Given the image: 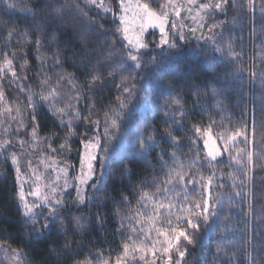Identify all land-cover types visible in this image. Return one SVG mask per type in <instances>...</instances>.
<instances>
[{
	"label": "trees",
	"instance_id": "16d2710c",
	"mask_svg": "<svg viewBox=\"0 0 264 264\" xmlns=\"http://www.w3.org/2000/svg\"><path fill=\"white\" fill-rule=\"evenodd\" d=\"M108 1L113 7V12L117 13L118 2ZM141 1L150 3L153 8L166 2V0ZM73 2L74 0H0V63L3 62L2 53H8L9 58H13L12 53L16 52L18 55L13 58V66L19 76L28 77L23 82L12 83L11 74L8 73L0 79V90L5 95V99L0 101V140H12L14 148L9 151H16L20 157L21 171L28 172V161L32 163L55 160L70 164L71 178H73L80 162L84 145L82 141L91 139L97 134L103 139L104 114L117 107L118 90L113 84H109L99 92L87 90L85 87L87 81L82 75L85 68L83 65H77V61L81 59L77 55L75 61L69 59L55 70V73H62L65 78L72 73L77 77L72 83H67L65 79L55 85L62 88L64 93V97L56 102V106L64 107L67 104L66 97H73L71 110L73 112L78 110L81 117L90 116L92 120L99 119V126L93 130V125L87 121L76 119L72 121L69 132L63 125L58 126V119L49 113V106L45 104L42 107L37 106L40 142L21 149L18 140L22 138L31 142L30 133L25 131L23 137L13 135L21 117L25 125L29 123V110L25 107L27 95L38 92L40 80L43 79V75L37 78L36 74L47 75L50 82L57 79V75L49 71L50 58L54 50H50L47 41H43V30L46 29V22L51 20L57 6L72 5ZM262 5L264 0H253L251 5L249 0H229L221 11L213 12L209 16L206 36L203 39L197 40L195 35L189 32L190 24L186 23L181 31L187 40L181 41L182 47L172 50L171 55L164 51L167 45L163 46V49L149 48L142 51L146 53L142 59L148 63L139 70L140 75L136 83L142 89L151 86L152 99L144 101L142 98L146 93L141 91L140 97L132 100L129 106H135L133 123L131 126L124 124L118 133L123 136V152L114 159L105 161L106 168L103 171L96 162L94 179L100 191L95 192L89 187L88 199L81 206H76L71 195L67 196L63 201V207L59 209L64 217L63 225L68 230L67 239L70 242L74 241L72 245L74 251L71 256L63 251L65 236L60 222L45 230L42 236L36 239L30 237L29 230L33 223L25 222L26 218L18 195L20 186L16 179V166L12 164L10 156L6 159L5 155L0 153V243L12 250H23L24 256L21 259L24 264H57V261L59 264H69V260H84L96 255L100 256V261L108 260L109 264H115L116 257L123 256V246L128 244L131 247L137 236L139 239L136 246H140V240H143L144 245L155 244L156 248H160L163 237L158 240L153 231L151 237L145 240L144 233L148 229L143 217L141 216L140 219L145 226L141 232L139 231L141 224H138L132 216H125V213L135 214L139 208L142 213L153 215L151 202L146 208L137 202L139 194L141 191L155 192L154 182L158 184L164 180L165 173L174 166L172 159L174 153L175 160L183 161L185 169L190 168L197 173V177L204 175L207 178L214 173L210 223L197 234L195 245H186V242L182 241L189 251L181 260V264H249L253 258L255 264H264V137L259 132V121L264 120V7ZM25 7L35 13V18L25 15L22 11ZM85 10L89 12L90 17H97L94 7ZM169 12L173 14L171 9ZM65 18L78 30L86 31L90 49L105 54L103 57L99 55L88 57L93 64L98 59H107V52L113 46L116 52L112 59L127 52L128 46L122 32L116 31L117 27H121L120 22L112 13L102 15L96 20L85 21L73 7L72 14ZM101 19L104 21L103 30L107 35L94 30L100 26ZM172 22L174 21L171 17L169 30ZM178 24L176 23L177 26ZM213 24L216 27L210 31ZM8 31L14 33L11 38L7 35ZM38 35L45 45L40 53L47 58L43 67L34 44ZM209 37L219 43L213 44ZM159 38L158 33L152 32L147 36L146 42L150 45L153 42L159 43ZM63 39L66 41L68 37L65 36ZM229 43L232 45L231 52L227 47ZM64 46L61 44V50ZM214 48H220V51H214ZM73 50L78 52L79 45ZM162 52L163 61L154 69L151 57ZM253 73L255 75H252ZM119 75L117 71V77ZM116 83H120V79H117ZM77 89L78 100L74 98ZM213 90L217 93L215 96ZM177 98L179 103H169L170 100ZM166 104L167 112H165ZM8 107L12 108L10 114L5 111ZM17 107L20 108V113H17ZM177 109L179 111H176ZM253 116L257 122L255 134L252 130ZM173 118L178 122L182 121L183 127H180L179 123L165 124V121H171ZM68 119L65 118V123ZM137 125H139L138 129ZM145 125L151 126L150 132L159 129L161 133L165 128L170 127L179 143L173 145L167 139L161 141L160 135H157L156 139L160 142L154 150L149 151L144 158L136 155L135 151L139 145L130 142L134 139L137 130L143 134ZM195 126L207 131L196 135ZM241 126L247 134V139L245 140L243 136L239 137L231 145L230 152L225 151L219 161L209 163L210 159L204 143L205 134L211 132L217 137L225 131L230 134L231 131L240 130ZM178 128L179 131H176ZM45 138H47L46 143ZM219 141L224 145L223 140ZM65 143L67 148L62 153L59 151L52 153L48 149L49 144L59 149V146ZM162 150L166 153L163 161L167 162L163 167L160 155ZM249 153L252 155L251 161L247 158ZM100 155L102 154L98 153V156ZM238 155L243 156L239 162L233 159ZM189 160L193 163L189 164ZM125 167L127 172L124 171ZM241 167L244 169L243 173L240 171ZM241 176L244 178L243 185L238 179ZM168 187L173 190L167 194L160 193L156 200L164 203L172 202L176 205L171 210L175 222L179 207L187 201L182 199L183 193L179 192L178 187L174 188L173 185ZM187 190L189 200L204 198L199 184L195 186V190L193 185H188ZM237 192L241 195L237 196ZM93 195L96 197L95 201L92 200ZM165 195H167L166 200ZM161 212L162 216L157 223L170 215L166 210L162 209ZM97 213L103 218L102 225L96 220ZM76 217L81 218L83 228L77 227ZM43 222L41 218L36 227L39 228ZM133 227L138 231L132 232ZM57 245L60 246L59 250L53 251ZM133 255L136 259L132 264H144L139 262V255L143 253L130 254L127 259L132 258ZM155 257L160 258L158 260L160 263L166 256L157 252ZM173 259H178L174 251Z\"/></svg>",
	"mask_w": 264,
	"mask_h": 264
},
{
	"label": "snow or ice",
	"instance_id": "6c2138e0",
	"mask_svg": "<svg viewBox=\"0 0 264 264\" xmlns=\"http://www.w3.org/2000/svg\"><path fill=\"white\" fill-rule=\"evenodd\" d=\"M114 2H118L120 11L125 15H120V25L121 27H117V32H122L124 34V39L128 41V50L124 55L116 56L115 59H112V56L115 55L116 49L115 47H111L107 52V59H98L95 64L92 63L88 57L99 55L104 56V53H97L95 49L89 48V40L86 34V31L78 30L76 26L68 19L66 16L72 14L73 7L77 14L81 15L85 21L89 19L96 20L102 15H107L108 13H112L115 17L118 15L113 12V7L110 4L105 3V0H74L72 5H60L57 6L55 12L52 14V18L50 21H47V27L43 30V41H47V47L50 50H54L51 59V64L49 71L55 73L57 67H59L62 63H67L69 59L76 60L77 55L81 57L79 61H77V65H83L85 71L82 73L87 84L85 87L88 91L99 92L104 88H107L109 84H113L118 90V95L116 97L117 107L110 109L109 112H105V121H104V133L103 139L97 134L91 139L86 141H82L86 150L96 149L98 153L102 155L97 156L93 155L91 151L87 152V159L85 161L84 156H81V175L76 177L78 181L77 184L72 185L76 189V202L80 204H84L88 199L86 195H82L81 187L82 185H88V181H92L88 187L95 190V192H99L100 188L97 187V181L94 179L96 176V167L94 166V162H98L100 169L103 171L106 168L105 161L114 159L119 153L123 152L124 145L122 144L123 136L118 134L119 129L123 127L124 124H128L131 126L133 123V110L134 105L130 107L132 100L134 98L140 97V92L144 91L146 95L142 98L144 101H150L152 99L153 88L150 86L149 88H141L136 83L137 77L140 75L139 70L145 63L148 61L142 59L143 56L146 55L145 52L141 50H146L149 48H161L167 45L166 51L168 55L172 54V50L179 49L182 47L181 41H186L187 37L183 33V31L177 30V25L175 22H172L169 30L170 23V12L169 9L172 10L175 16L179 17L181 12V7L177 6L175 0H166V2L158 5L157 8H153L150 3H140L137 0L136 3V11L133 12V21H139V32L135 40L129 38L127 33L129 32L128 23L126 20V15L130 11V6L127 4L126 0H114ZM229 0H218L214 5L202 4L199 6L200 9L204 8H213L215 10H222V5L228 4ZM253 0H249V4L251 5ZM189 4H195L196 0H188ZM11 6V5H9ZM89 7H94L97 11V17H90L89 12L85 9ZM264 7V5H262ZM25 15L32 16L35 18V13L28 7L22 9ZM191 11V9H188ZM195 20V17L193 18ZM202 19V18H201ZM114 22V21H113ZM45 23V22H40ZM104 21L99 20V27L94 28L95 31L101 32L103 35H107V33L103 30ZM203 23L200 24L202 28ZM157 28L160 33L159 43L153 42V44H149L140 38V33L145 32L148 28ZM183 25H181V28ZM216 27L215 24L212 25L210 31ZM197 29L190 28L189 32L195 35ZM7 35L11 38L14 33L13 31H8ZM27 35V33H26ZM67 36L68 39L65 41L63 37ZM202 37H196L197 40H200ZM212 41L213 44L219 43L218 41L212 40V37L208 38ZM41 37L38 35L34 41L36 47V53L38 58L41 60V66L43 67L47 58L40 55L41 51L44 48ZM61 44L65 46L61 50ZM79 45V51H74V47ZM229 52L232 51V45L229 43L227 45ZM214 51H220V48H214ZM67 53V55H65ZM3 62L0 63V79H3L5 75L8 73L11 74L12 83H19L27 80V76H19L16 72L13 63L18 53L13 52L12 57L9 58L8 53H2ZM163 61V52L154 55L151 57L152 67L155 69L159 64ZM23 67V65L21 66ZM103 69V70H102ZM117 71H119L120 75L117 77ZM135 73V75H132ZM57 75V79L55 81L50 82V78L47 75L42 73H37L36 77L39 78L43 75V79L40 80L39 91L36 93H32L27 95V103L25 107L29 110V123L27 125L23 122V117L18 122V127L14 130L13 135L18 137H23L24 132L27 131L30 133L32 137V141L29 142L25 139H19L18 143L20 148L23 149L25 147L31 146V144H36L40 142V137L38 133L39 122L37 117L39 115L37 111V106L41 107L45 104L49 106V113L58 119L59 125H63L65 128L71 132L72 121L76 119H82L87 121V123L93 125V130L99 126L100 121L92 120L90 116L81 117V114L78 110L72 111V99L73 97H66L67 104L64 107H57L56 102L64 97L63 89L56 87L60 81L67 80V83H72L77 79L74 73L68 74L67 78L62 73H55ZM154 74V73H153ZM147 75V74H146ZM252 75H255L254 73ZM120 79V83H116V80ZM217 93L213 90V95L215 96ZM38 97V99H35ZM75 99H79V91L76 90ZM5 99L4 92L0 90V101ZM170 104L179 103V98L170 100ZM127 109V111H125ZM168 105H165V112H167ZM9 114L12 112V108L8 107L5 109ZM17 113H20V108H16ZM176 111H179L177 109ZM68 117L67 123H65V118ZM16 119L15 117H12ZM179 123L180 127H183L182 121L178 122L174 118L171 121H165V124H176ZM210 127V126H209ZM139 125H137V129ZM151 128L150 125L144 126L143 134L137 130L134 139L130 142V144H138L139 148L135 151L136 155L141 156L142 158L147 156L149 151L155 149L160 141H157L156 136L160 135L161 141L164 139L169 140L173 145L178 144L179 140L176 138L175 132L167 127L161 133L159 129H153L151 132L149 131ZM24 129V131H22ZM252 130L253 134L256 133L257 130V122L255 116L252 119ZM7 131V128H5ZM179 131V128L176 130ZM207 131V129L201 128L199 126L194 127V134L199 135L203 132ZM259 132L262 137H264V120L259 121ZM209 136L211 133L209 132ZM244 137L247 139V134L241 126L240 130L231 131L229 134L228 131H225L219 134L216 139L223 140L224 147L223 150L217 147L216 149H209L208 156L210 158L209 163L211 161H216L219 156L223 155L224 151L230 152L231 144H234L239 137ZM57 139L59 137H56ZM45 143L47 142V138H45ZM231 142V143H230ZM208 146V141L205 140V147ZM14 148L13 142L11 139L8 140H0V153L5 155L7 159L9 156L11 158V162L16 166V179L17 182L20 183L21 189L18 193L20 202L23 208V214L25 216V222L29 220L32 221L33 226L29 230L30 237L32 239H36L38 236H42L45 233V230L54 226L56 222L61 223V230L64 233L65 239L63 244V251L66 255L71 256L74 251L72 245L74 241L70 242L67 239L68 230L63 225V215L59 211L60 208L63 207L64 202L57 196L55 199L50 198L56 192V187L53 185L51 187V193L45 194L41 192L39 186L35 189H32L25 193L23 191V184L26 181L21 180V170H20V157L17 155L16 151H9V149ZM67 148V144H61L59 149L54 148L51 144L48 145V149L52 153H57L58 151L62 153L64 149ZM166 153L161 151V160L162 167L166 166V161H163V156ZM248 160L251 161L252 155L248 154ZM172 159L174 162V166L169 168L165 173V179L160 181L158 184L154 182L155 192L141 191L139 194L138 203L142 204V207L146 208L148 203L151 202L153 205V215L148 216L147 213H142L141 209H137L135 214L125 213V216H132L133 219L136 220L138 224H141V228L139 231L143 232L144 223H141V216L143 217L144 222L147 225V232L144 233V239L147 240L151 237L153 231H155L157 238L159 240L160 237H163L161 241V247L156 248L155 244L151 246L144 245V241L140 240V246H136V242L139 239V236L133 240V245L130 247L128 244L123 246V256H117L115 260V264H126L127 258L130 254L134 253H143L140 256L141 260L145 259L147 254L155 256L157 252H159L162 256H166L168 260V264L172 262V253L173 251L178 256L175 264H181V260L184 259L186 253L189 249L185 246L183 242H186V245H195L197 240V234L202 230V228L206 227L210 223L211 208L213 204L211 202V188L213 184L214 173L205 178L204 175H199L197 177V173L192 171L190 168L185 169L183 161L175 160V154H172ZM237 162L243 159V156L233 157ZM122 162V160H121ZM87 166V171H84V166ZM189 164L193 163V161L189 160ZM202 166V165H201ZM27 167L29 169H33V165L31 161H28ZM127 172V167L124 169ZM241 173H243L244 169L241 167ZM61 172L64 177V187H68V172L66 169H61ZM123 174V173H122ZM60 176L56 177V181L60 180ZM240 180V184L243 185L244 178L243 176L238 177ZM102 184L103 181L101 180ZM199 184L200 188L203 190L202 199L189 200L188 198V185H193V190H195V186ZM168 185H173V187H178L179 192L183 193L182 199L187 201L186 204L181 205L178 209V214L175 215V222H173V217L171 215V210L176 207L172 202L164 203L163 201L157 202L156 197L160 193L167 194L172 191V188H169ZM45 187H49V185H45ZM223 187V185H221ZM237 196H240L241 193L237 192ZM26 196H32L34 199L31 203H29L26 199ZM167 199V195H165V200ZM92 200L95 201L96 197L93 195ZM122 200L124 198L122 197ZM126 203L128 201H125ZM166 210L170 213V215L166 219L160 220L157 223V220L162 216L161 210ZM39 210V211H37ZM47 212V215L44 213ZM43 219V223L40 224L39 228L36 227V224L40 219ZM96 220L99 224H103V218L100 213L96 214ZM76 224L78 228H83V222L81 218H75ZM71 223V220H69ZM132 232H137L138 230L133 227L131 229ZM75 234V230H73ZM35 234V235H32ZM59 245L53 249V251L59 250ZM0 251H4L6 254L10 253L12 259L16 261V264H22V257L24 256L23 250H11L8 248H0ZM77 254H79L78 250ZM135 256L133 255V259ZM94 262H98V264H109L108 260L100 261V256H90L85 258L84 260H69V264H94ZM59 264V261H57ZM249 264H255V259H251Z\"/></svg>",
	"mask_w": 264,
	"mask_h": 264
},
{
	"label": "rangeland",
	"instance_id": "374dc122",
	"mask_svg": "<svg viewBox=\"0 0 264 264\" xmlns=\"http://www.w3.org/2000/svg\"><path fill=\"white\" fill-rule=\"evenodd\" d=\"M176 1H177L176 5L181 7L180 16L179 17L175 16L171 10V13L173 14H170V19L172 17V20L174 22L179 23L177 26V30L181 31V29L183 30V28H185L184 26L181 28V25L186 26V23L190 24L191 28L197 29L195 32V37H202L201 39H203L206 36L205 30L208 25L209 16L213 12H217L221 10H215L211 7L200 9L199 6L202 4L214 5L215 3L218 2V0H196L195 4H189L188 0H176ZM126 2L130 6V11L126 15V20H127L128 27H129V32L127 33V35L129 36V38L135 40L139 32V28H138L139 21L138 20L133 21V12L136 11L137 0H126ZM139 2L143 3L141 0H139ZM105 3L110 4L108 0H105ZM188 9H191V11H188ZM117 14L118 15H116L115 17L120 22L119 16L125 15V14L120 11L119 4H118ZM194 17H195V20L193 19ZM201 23H203L204 25L202 28L200 27ZM152 32L158 33L160 35L159 30L157 28L150 27L145 32L139 34L140 38L146 41L147 36ZM122 36L124 38L123 33H122ZM125 41L128 46V41L127 40ZM141 51H144V50H141ZM204 140L208 141V146L206 147L207 155H208L209 149H216L217 147H219V149L223 150L224 145H222V143L218 139H216V136H214L212 133H211V136H209V132L206 133ZM88 151H91L93 155L98 156V152L96 151V149L92 148V149L86 150L83 145V149L81 151L80 160H79L80 162H79L76 174L73 178H71L72 166L70 164L61 163L55 160L32 162L33 169H28V172L21 171V180L26 181L23 184V191L27 193L28 191L35 189L37 186H39L42 193L49 194L51 193V187L54 185L56 187V192L50 198L55 199V197L58 196L62 201H64L67 196L71 195L70 197L73 200V202L77 204L76 206H79V205L81 206L82 204L76 202V189L72 187V185L78 183V181L76 180V177L81 175V156L83 155L86 161ZM224 153L225 151L223 152V155ZM223 155L219 156L216 161H219L223 157ZM94 166H96V162H94ZM61 169H66L68 172V187L67 188L64 187L65 181H64V177L61 172ZM84 171L85 172L87 171L86 163L84 166ZM58 175L61 178L57 182L56 177ZM90 183L91 181H88V185H90ZM45 185H49V187L46 188ZM88 185L80 186L82 195L87 196V193L89 190ZM19 186L21 189L20 183H19ZM26 199L29 203H31L34 198L32 196H26ZM44 214L47 215V212H45ZM0 248H8V247L0 243ZM140 256L141 255H139V257ZM148 256L149 254L145 256L144 260L140 259L139 262L140 263L144 262V264H168L167 257H165L163 261L158 263V260L160 258H156L155 257L156 255L152 256L150 254V257ZM135 259L136 258L133 259V257L132 258L130 257L129 259H127L126 264L128 262L132 264L135 261ZM0 262H2L3 264H16V261L12 259L11 254L10 253L6 254L4 251H0ZM175 262L176 260L173 259L171 264H175ZM22 264H24L23 261H22Z\"/></svg>",
	"mask_w": 264,
	"mask_h": 264
}]
</instances>
